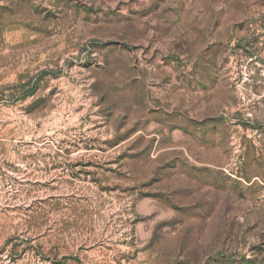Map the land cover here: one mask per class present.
Instances as JSON below:
<instances>
[{
	"label": "rangeland",
	"instance_id": "374dc122",
	"mask_svg": "<svg viewBox=\"0 0 264 264\" xmlns=\"http://www.w3.org/2000/svg\"><path fill=\"white\" fill-rule=\"evenodd\" d=\"M0 264H264V0H0Z\"/></svg>",
	"mask_w": 264,
	"mask_h": 264
}]
</instances>
